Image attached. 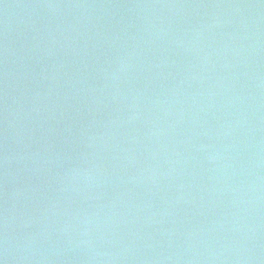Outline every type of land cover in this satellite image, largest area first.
Listing matches in <instances>:
<instances>
[{
	"label": "water",
	"instance_id": "water-1",
	"mask_svg": "<svg viewBox=\"0 0 264 264\" xmlns=\"http://www.w3.org/2000/svg\"><path fill=\"white\" fill-rule=\"evenodd\" d=\"M0 264H264V0H0Z\"/></svg>",
	"mask_w": 264,
	"mask_h": 264
}]
</instances>
